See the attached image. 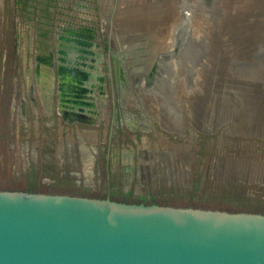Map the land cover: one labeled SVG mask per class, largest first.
Segmentation results:
<instances>
[{"label":"rangeland","instance_id":"obj_1","mask_svg":"<svg viewBox=\"0 0 264 264\" xmlns=\"http://www.w3.org/2000/svg\"><path fill=\"white\" fill-rule=\"evenodd\" d=\"M170 1L173 2L0 0V191L109 198L124 203L264 215V139L228 133L240 132V129L254 131L245 120L238 118L251 103L259 108L261 117L264 115L261 98L264 97V46L257 50L259 41H252L255 45L246 47L243 56L235 55L227 68L224 66L227 56L221 58L215 77L207 78L204 73L209 71L204 66L200 68L202 76L198 77V85L197 77L191 76L196 88L201 84L206 93L199 95L202 113L196 119L197 124L192 121V114L187 113V99L182 95L180 104L187 120L183 135L164 132L155 121L157 113L153 107L145 116L147 121L149 116L154 118L146 123L147 129L137 125L134 129L119 127L125 122L117 114V99L111 110L116 115L109 113L96 127L63 120L56 111L47 112L42 108V92L34 87V55L39 53L41 44L47 43L51 49L59 32H80L98 44L97 59L102 74L109 53L121 64V56L124 57L122 66L132 69L128 70L131 76L140 75L144 71L138 69L144 67L143 63L152 65V55L164 53L169 27L174 24L171 19H175L176 8ZM223 10L226 21L230 17V5ZM136 15L139 19L134 24L129 17ZM240 23L242 30H252V39L257 38L256 26L251 25L254 20L244 18ZM43 31L48 36L41 41ZM227 40L224 37L222 50L229 46ZM239 66L243 76L230 69L236 70ZM254 68L261 69L262 73H256L259 76L255 77L248 75V70ZM208 79L213 84L209 82L207 88ZM232 79L237 81L230 84ZM225 84L235 89H227ZM132 85L131 90H135V84ZM184 87L181 81L180 93H186ZM106 94L109 100L110 93ZM132 97H136L134 93ZM146 98L154 101L155 97L147 95ZM33 99L39 108L33 107ZM137 102L122 112L140 119L142 107ZM223 108L227 109L228 116L231 114L227 122L220 121ZM194 126H199V130ZM91 145L96 153L94 158ZM171 147H178L179 155L192 156L193 161L190 164L180 158L158 161ZM93 165L100 171L98 179L93 177V182H86L88 187L83 188L79 178L71 175L81 172L85 176ZM171 168L174 173L166 174Z\"/></svg>","mask_w":264,"mask_h":264},{"label":"water","instance_id":"obj_2","mask_svg":"<svg viewBox=\"0 0 264 264\" xmlns=\"http://www.w3.org/2000/svg\"><path fill=\"white\" fill-rule=\"evenodd\" d=\"M215 3L201 0L205 13L198 19L218 17ZM199 58L182 55L175 45L172 56L163 59L172 92L181 81L187 98L199 92L191 76L198 85L201 66L210 65ZM158 69L152 63L130 81L161 78ZM59 76L57 91H64L67 79ZM0 264H264V215L0 191Z\"/></svg>","mask_w":264,"mask_h":264},{"label":"bare ground","instance_id":"obj_3","mask_svg":"<svg viewBox=\"0 0 264 264\" xmlns=\"http://www.w3.org/2000/svg\"><path fill=\"white\" fill-rule=\"evenodd\" d=\"M216 1H217V3L215 4V8L217 10H221V15H219L218 17L217 16L215 17V15H208L207 17L204 16L205 17V18H203L204 21L198 19V17L200 15L202 16L205 13L204 6H202V5H200L201 7L198 6L200 4L201 0H176L175 2L171 3L176 8V11H175V14H174L175 19L172 20V21L174 23H176L177 20L178 21L183 20L185 22V25H188V23H189V26H186L187 27L186 28V33H184L185 40L182 41L183 46L179 43L178 40L175 41V43L173 44V40H174V37L176 35L175 34L173 35V32H172V34H168L170 40H172V41H170L171 44H170V46H168V44L165 46L164 53H160L159 56L156 54V56H158V57L153 56V60H152L153 61V65L157 64V62H158L157 67L163 66L165 64V65H167L166 68L169 69V64L164 63V60L166 58L169 59V57L172 56L175 45H178L179 52L182 55H184V56H189L191 58L193 57V59H194V56H196V58H199V57L206 58V59H201V58H199V59L204 61V62H206V63H208V64H210L209 68H207V71H209L208 74L210 76L212 75V76L215 77L216 63L214 65L215 68L211 67V64H212V62H214V60L216 62V61H219L221 58H225L227 56L226 57V64L223 63V61H224L223 59L221 61V63H223L224 66L227 68V67H229V64L231 63L230 60L235 55L243 56L241 54H243L246 51L245 50L246 47H248V46L249 47L250 46L253 47L255 45L254 44L255 42L253 43L252 41H259L260 42V45L257 44V47L255 46V48L257 50L263 48V46H264V44H263L264 43V0H216ZM229 5H230V8H231V10H229V12H228V14H230V17L225 21L222 13L224 12L223 9L226 8V7H229ZM209 18H213L214 24L211 22L212 20H209ZM244 18L245 19L248 18L250 21L254 20V23L251 24V25H255L256 26L257 35H258L257 38H255V39L253 38L252 39V37H251L252 30H249V31H245L244 29L242 30V25H241L240 21L244 20ZM224 23H225V27H222L221 33H222L223 36H221V39L223 37H227V39L232 41V42H226L227 44L229 43V46H228V48H225L224 50H222L223 46L221 44L219 46H216L217 45L216 41H217V38H218V36H217L218 32H215L214 30L207 29L208 28L207 26H209L210 28H213V29L216 30L217 27H220V25L224 24ZM190 24L192 25L191 27L193 28V32L192 33L188 30V28L190 27ZM199 24H202V25L204 24V27H202V25H199ZM169 31H175L174 25H171V27H169ZM246 39H248V40H246ZM196 41L199 42V47L195 46L196 45ZM206 42H208V43H206ZM248 42H249L250 45L248 44ZM205 46L206 47L207 46H212V49H213L214 52L209 50V52L206 51L203 54L198 53L199 48L200 47H205ZM216 47H218L221 50V53H218L219 51L217 50ZM251 51H253V50H251ZM213 56H217V58L215 59V58H213ZM159 58H160V61L158 60ZM240 59H242V57H240ZM260 61L261 60H259L257 63H260ZM230 66H231V64H230ZM240 67L241 66L236 67V68L238 69ZM149 68H150V66H145V67H142L140 69H141V71H143V70H147ZM233 68L230 67L231 71L235 72L236 74L239 73L240 76L244 75L243 70H239V69L238 70L237 69L236 70H232ZM231 71H229L230 75H232ZM250 73L252 74V77H255V76H259V75H256V73H260L261 74L262 70L254 68V69L248 70V75ZM170 74H171L170 70L165 71V69H164L163 78H160V79H162V80H160V82H162V83L156 84L155 85L156 88H154V91H153V92H155V90H156V92H157V95L156 96L154 95L156 101H151V102H150V100H148L146 98V96L144 94H145V92H147L148 87H150V92L149 93L150 94L152 93L151 92L152 91L151 90V84L153 82H158L157 74L155 75L154 80L149 81V82L146 80V83H144L145 81H143V79H141V78L134 80L135 82L133 81L134 83H136V88L135 89H137L138 92H141V95L138 94V96H139L138 98L142 99L140 101V105L142 107V113L143 114L145 113V115H146V113L148 112V109H151L152 107L154 109L156 108L155 110H156V113H157L156 114L157 118L161 119L166 124L164 126V128H167V129L173 127V125L170 124L171 123V121H170L171 120V115L168 116V113H166V115L162 114V108L167 110V112H169L172 108H173L172 110H175L174 106H176L178 108V110L180 108H179L177 103L176 104L174 103V106H173L172 105L173 103L171 104V102L169 101L168 98H166V96L171 94V93H175V96H176L177 99H179V97L181 96V93L179 92V85L177 86V89H175L176 92L175 91H173V92L171 91V89L172 90L174 89V85L172 84L171 81H169L170 78H168V77L170 76ZM131 78L132 77L129 75L128 76L129 82L133 83L132 80L130 81ZM259 79H262V78H259ZM236 81L237 80L232 79L229 83L232 84V83H234ZM225 86L229 87V85H226V84H225ZM229 88H227V89H229ZM225 91H224V93H225ZM236 94H237L238 97L240 96L239 93H236ZM170 97H171V95H170ZM181 97H180V99H181ZM123 100H125V99H123ZM122 102H123L122 105H124L126 103V101H122ZM200 102H202L201 98L191 97V100L188 102V104H191V105H188V106H189L190 109L192 108V105H194L196 108H198L200 106ZM219 103H220V101H219ZM258 106H259V104H258ZM263 107H260L261 110H262ZM216 109H218V107ZM258 109L254 108V110H252V111H249V112L246 111L245 113L240 114L239 117H238L243 122L245 120V123H247V125L250 126L249 129H254V131L249 130V131L242 132L243 130L240 129L239 130L240 132H237V131L231 132L230 131L229 133L230 134H235V135H240V136H245V137H255V138L264 139V122H262V121H264V115L261 117V115H260L261 112L259 113ZM226 110L227 109L223 108V111L222 112L220 111L221 112V117H222V120L220 119V121H222V122L228 121L229 117L231 115V114H229V116H228V111H226ZM198 113H200V112H198ZM166 116H167V118H166ZM235 117H236V115H235ZM253 120H254V122H252ZM249 121L252 122V123H250ZM84 134H85V132H84ZM87 135L88 134H85L86 137H87ZM92 138H93V136H92ZM88 139H91V136L90 137L88 136ZM92 150H93V153H95V151L93 149V146H92ZM172 153L177 154V150L169 151L170 155ZM181 157H183V156L181 155ZM184 158L185 159H182V160H184L188 164H190L193 161V157L192 156H186ZM161 159H166V154L165 153H164V158L161 157Z\"/></svg>","mask_w":264,"mask_h":264},{"label":"flooded vegetation","instance_id":"obj_4","mask_svg":"<svg viewBox=\"0 0 264 264\" xmlns=\"http://www.w3.org/2000/svg\"><path fill=\"white\" fill-rule=\"evenodd\" d=\"M175 1L176 0H173V2H175ZM170 3H172V1H170ZM143 9H142V11H143ZM129 19L132 20L134 22V24H135V23H137V19H139V17L136 15V16H133V17H129ZM172 20H174V19L172 18L171 22H173ZM209 20H212L211 22L214 24L213 18H209ZM173 25H174L175 31H169V34H172V32H173V35L174 34L176 35L174 37V40H175V38H178L179 43L183 46L182 41L185 40L184 33H186V28H187L186 26H189V23H188V25H185V22L183 20H180V21L177 20V22L174 23ZM199 25H202V24H199ZM223 25L224 24H221L220 27L216 28V30L213 29V28H210L209 26H207L208 27L207 29L214 30L215 32H218L217 33L218 38H217V41H216V44H217L216 46H219L220 44L222 45V43L224 41V37L221 39V36H223L222 33H221ZM190 26H192V25L190 24ZM202 27H204V24L202 25ZM104 28H105V26L102 27V31H101L103 34L105 32ZM44 31L40 33V38L39 39L41 41H43L44 39H47V36H48V34L46 32H44ZM55 37H56L55 45L53 46V48L49 49L50 46L48 47L47 43L45 45L41 44V46L38 47V52L39 53L34 55V61H35L34 74H35V76L37 78L40 77V76L48 77L47 74L50 75V72H51L53 74V76H54L53 80L55 82V85H57L56 88L58 87L59 77H61L59 75L64 74L66 76V79L69 80L68 84H70V82L71 83H75V85L72 84V86L75 88L74 90L75 91H80L79 89H76V88H79L76 85L80 84V82L83 79L84 75L79 70L72 71V69L70 67L71 66H76L78 68H81V67H84V66H94L97 63V61H98L97 58H99V56H100L98 54V52H97V50L99 49L98 48V44L95 42L94 39L89 38V37L81 34L80 32L77 33V32L71 31V30H69V31H66V30L64 31L63 30V31L59 32L57 35H55ZM174 40H173V43H174ZM170 41H172V40H170L169 36H167L166 42H167L168 46H170V44H171ZM62 42H65L67 44V46L62 47ZM227 42H232V41L227 40ZM206 43H208V42H206ZM39 45H40V43H39ZM195 46L199 47V42L196 41V45ZM65 48H68V52L65 50ZM216 48L219 51L218 53H221V50L218 47H216ZM226 48H228V46ZM209 50H211L213 52L212 46L200 47L198 53L203 54L206 51L209 52ZM129 56H130V53H129ZM153 56H156V55H152V57ZM106 58H107V60L104 61L105 62V72L103 73V76L98 78V81H100V80L102 81V79H103V82H104V84H103V94H105V95H104V98L101 99V102H100L103 105L102 109L105 110L106 107H107V110L110 113H113L114 115H116L115 111L113 110V112H111V110L113 109L114 103H115V101L117 99L118 108H119V111L117 112L118 116L119 117L121 116V118H122V120L124 122L127 121V123H130V121L134 118L133 114H128V113L122 112V111H124V109H122L120 107V105H122V103H123L122 101H126V103L124 105H122L124 108H127V106H129V105L136 104L135 101H138L140 103V101L142 99L138 98L139 97L138 94L141 95V92H138L137 89L131 90V88H130L131 84H130L129 79H128V76L129 75L131 76V73L128 70H130L131 68L128 67L127 69H125L124 66H122V64H125L123 56H121V60L123 62L122 64L119 62L120 60H118L116 57H114L113 55H111L109 53H107ZM200 58L201 59H206V58H202V57H200ZM213 58L216 59L217 56H213ZM158 60L160 61V58ZM152 63H153V61H152ZM215 63H216V66H217L218 65V61H216ZM143 64H145V65H142L144 67L145 66H151L150 64L146 65L147 62H145ZM157 64H158V62H157ZM214 65L215 64H211V67L213 68ZM166 66L167 65L164 64L163 66H159L158 67L159 69L157 70V73L161 75V78H163L164 69H165V71L169 70L168 68H166ZM140 68L138 69V71H141ZM101 69L102 68H100V70ZM205 69L207 70V68H205ZM201 71H204V70H201ZM27 74H28V80L31 81V76L29 75V70L27 71ZM196 74H198V73L196 72ZM204 75H206L207 78H209V77L211 78L212 77V75L210 76L208 73H206V74L204 73ZM132 76H133V74H132ZM134 76H136V75H134ZM199 76H202V74L199 73L198 77ZM157 80H158V82H153L151 84V90H152L151 92L155 96L157 95L156 90H155V92H153L154 88H156L155 85L159 84V83H162V82H160V80H162V79L157 77ZM209 82L212 85L213 84V80L210 79L209 81H207L205 83L207 88H208ZM123 84L127 85V87H124L125 89L122 87ZM204 87L205 86H203V85L201 86V84H200V88L198 89L199 92L195 91L196 93L194 92L192 97L199 98L200 94L206 93V92L203 91ZM58 92H61V91H57V93L55 92V100H57L58 97H61V94L60 93L58 94ZM107 92L110 93V99L109 100L106 99L107 98V94H106ZM128 92H129L130 95L127 98L125 96H126V94H128ZM132 92L134 93V95L136 97H132V94H133ZM149 92H150V87H148V90H147V92H145L144 95L147 96ZM183 94L185 95V97L187 99V101H186L187 102L186 103L187 106L185 105L186 106V110L188 109L187 113H191L192 114V116L194 118V119H192V121L195 124H197L196 119L201 116L202 108H201V106H200V108L199 107L196 108L194 105H192V108L190 109L189 106H188L189 105L188 102H189V100H191V97L187 98V95H186L185 92H182L181 96ZM58 95H60V96H58ZM122 95H123V97H122ZM170 95H171V97H170ZM180 97H179V99H177L174 93H171V94L166 96V98L169 99L171 104L173 103L172 104L173 106H174V103L175 104L177 103L179 108H180ZM105 99H106V102H105ZM123 99H125V100H123ZM132 99H133V102H129ZM181 99H182V97H181ZM154 101H156L155 98H154ZM150 102H151V100H150ZM174 108H175V106H174ZM172 109L169 112H167V110L162 108V114L166 115V113H168V116L171 115V120H170L171 123L170 124L173 125L172 128H169V129L164 128V126L166 124L161 119L156 118L155 121L158 122L159 126L161 127V129L164 132H166V133H176V134H179V135H183V133L185 132V123H186L187 120H184L181 108L178 110V108L176 107V109H175L176 111L172 110ZM198 112H200V113H198ZM118 116H116V118ZM125 116L128 117V118L126 119ZM144 116H146L145 113L144 114L142 113L141 114L142 118L140 120L141 122L139 123V125H140L141 128L144 129L146 127L145 129H147V125L148 124L146 125V123H148V121L151 123L152 121H154V120H152L154 118L152 116H149L150 119L147 121V119L145 120ZM113 117H115V116H113ZM166 118H167V116H166ZM78 119L79 120H83V118L82 119L78 118ZM92 121H95V120H92ZM69 124H71V123H69ZM128 125H130V124H128ZM114 126H116V125H114ZM194 127L199 130V126H194ZM83 135L85 136V134H83ZM242 137H245V136H242ZM70 146H72V145H70ZM171 148H172V151L177 150V154L172 153L170 155L169 151H167V152L165 151L164 153L166 154V159H173V158H176V159L180 158L181 160L185 159L184 157H181V155H179L178 147H171ZM59 149H60V147H59ZM159 153L161 154V152H159ZM164 153H162V155H161V157H163V158H164ZM95 155H96V153H93V158H94ZM47 159H49V158H47ZM166 159H161L160 158V162H162L163 160H166ZM165 173L166 174H172V173H174V170L171 168L170 172L165 171ZM82 179L85 180V177H82ZM87 179H89L90 182H91V178L90 177H88ZM83 187H88L85 181L83 182Z\"/></svg>","mask_w":264,"mask_h":264},{"label":"crops","instance_id":"obj_5","mask_svg":"<svg viewBox=\"0 0 264 264\" xmlns=\"http://www.w3.org/2000/svg\"><path fill=\"white\" fill-rule=\"evenodd\" d=\"M64 46H67V44L65 42H62V47ZM65 50L68 52V48H65ZM98 62L99 61H97V63L94 66H84L81 68H78L76 66H71V67L69 66L72 69V71L79 70L84 75L80 84L76 85L79 87L76 89H79L80 91L74 90L75 88L72 86V84L75 85V83L70 82V84H68L69 80H66L65 82H63L64 85L62 86L64 88V91L58 92V94L59 93L61 94V97H58L57 100H55V94H54L55 92L57 93V88H56L57 85H55V82H53V75L47 74L48 77L40 76L37 78L34 74L35 77L34 78L35 81L33 80L34 87L35 88L37 87V89L42 92V99L40 101V103L41 102L43 103L42 108H44V110L47 112H51V110L56 111V113L61 114L63 120L68 119L71 122L80 121L79 123L84 125L87 124V126L93 125V127L94 126L96 127V125H99L101 120L105 121L108 118L110 112L107 110V107L105 110L102 109L103 105L102 103H100L101 99L104 98L105 94H103V84H104L103 79L101 78L102 81L101 80L98 81V78L103 76L98 66L99 64ZM50 79L52 80V82L50 81ZM53 86H54V91H53ZM31 102L33 104V107L39 108L37 107L36 104L37 101L33 99ZM133 117L134 118L130 121V123H127L126 121L124 124L121 123L119 127L121 128L130 127L133 129L136 128L137 126L140 127L139 123L141 122L140 120L142 117L140 119H135L136 116ZM78 118L81 119L83 118V120H79ZM125 118L127 119L128 117L125 116ZM146 119L147 117H145V120ZM92 120H96V121H92ZM99 173L100 171L99 170L96 171L93 165L91 167V170H89V173L85 174V176L83 175V173L82 175H80L81 172L71 176L73 177L75 176L76 178H79L78 181L82 182L83 184L84 181L90 182V180L87 179L88 177L91 178V182H93L94 180L93 177L94 178L96 177V179H98ZM82 177H85V180H83Z\"/></svg>","mask_w":264,"mask_h":264}]
</instances>
